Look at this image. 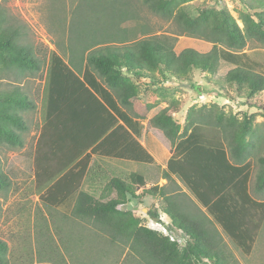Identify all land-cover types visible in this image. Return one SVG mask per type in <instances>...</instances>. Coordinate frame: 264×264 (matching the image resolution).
Listing matches in <instances>:
<instances>
[{"label":"trees","instance_id":"16d2710c","mask_svg":"<svg viewBox=\"0 0 264 264\" xmlns=\"http://www.w3.org/2000/svg\"><path fill=\"white\" fill-rule=\"evenodd\" d=\"M141 1L153 13L172 19L181 35L212 43V50L206 54L191 48L177 52L171 39L154 36L121 42L122 47L96 43L97 47L86 53H72L70 63L56 51H49L42 125L32 155L35 193L46 207L72 212L78 220L108 233L114 243L127 236L130 243L122 264H238L223 235L242 254L250 255L264 226V201L254 199L249 188L253 148L249 136L254 134L247 115L239 120L217 105L192 108L182 127L168 108L161 109L150 124L175 146L166 170L161 173L155 168L146 179L136 181L135 189L121 179H112L117 198L108 202L78 196L85 170L78 158L105 138L119 120L140 134L139 127H134L117 104L129 107L140 95L141 88L130 76L155 83L161 72L179 82H190L193 72L214 76L225 63L233 67L224 76L227 84L244 91L246 97L264 92V62L244 51L249 40L264 46V0H240L260 13L256 18L246 14L242 29L225 7L203 11L194 19L177 0ZM24 36V30L14 27L0 8V81H10L2 77L12 75L18 83L22 74L40 72L41 60L23 42ZM11 86L0 90V145L23 148V133L28 128L21 114L34 110L36 103L19 85ZM107 148V141H103L94 151L110 155ZM151 159L148 156L149 162ZM258 161L255 189L263 193L264 155ZM172 176L184 184L221 232L208 227L206 216L189 212L157 185L161 178ZM148 179L155 185L147 193L161 196L160 208L172 222L169 229L183 233L185 246L133 222L131 204ZM8 185L0 174V189ZM148 215L158 217L156 212ZM0 264H9L8 247L1 239Z\"/></svg>","mask_w":264,"mask_h":264},{"label":"rangeland","instance_id":"374dc122","mask_svg":"<svg viewBox=\"0 0 264 264\" xmlns=\"http://www.w3.org/2000/svg\"><path fill=\"white\" fill-rule=\"evenodd\" d=\"M177 1L194 19L203 11H220L225 7L241 29L246 14L253 18L260 14L259 11L250 10L240 0ZM0 8L14 27L24 30L26 36L23 42L29 44L41 60L40 72L24 73L18 83H14L12 75L2 77L10 81H0L1 91L17 84L36 103L34 110L21 114L28 128L23 133L24 147L0 145V174L7 178L9 184L4 190L0 189V239L7 244L9 264H122L126 261L123 259L130 243L127 236L114 243L108 233L101 229L61 209L46 207L35 193L32 155L42 125V91L49 51H56L70 62L72 53H86L87 49L97 47L96 43L107 42L122 47L121 42L124 41L158 36L171 39L177 52L191 48L202 54L210 52L213 44L181 35L172 19L153 13L141 0H0ZM244 51L255 60L264 62V46L260 43L249 40ZM232 68L222 63L214 76L196 71L191 74L190 82H179L160 72L158 78L162 77L163 85L157 87L151 84L146 90L143 88L145 95L141 96V102L135 105V109L148 117V107L159 109L164 106L163 103H167L173 109L180 110L181 114L176 119L181 123L186 111L188 113L192 108L203 106L217 105L225 113L236 115L239 120L247 115L251 134H254L253 138L249 136L253 143L249 157L252 163L249 188L254 199L264 201V192L257 193L255 189L258 158L264 155V92L246 97L244 91L227 84L224 76ZM208 93L217 95L213 103H195L200 95ZM156 133L169 150L171 145L160 133ZM161 183L166 185L165 182ZM130 186L135 189L134 178ZM166 187L186 210L206 216L210 221L207 222L208 227L221 231L183 185L173 180ZM82 195L88 196L86 193ZM113 198H116V191L109 184L97 201L108 202ZM156 203H159L157 198L138 189L137 200L131 204L135 210L133 222L152 228L154 221L147 215L149 209L146 206L154 211ZM177 233L185 240L184 235ZM223 239L238 264H264V226L250 255L242 254L224 235Z\"/></svg>","mask_w":264,"mask_h":264},{"label":"crops","instance_id":"0c3cea01","mask_svg":"<svg viewBox=\"0 0 264 264\" xmlns=\"http://www.w3.org/2000/svg\"><path fill=\"white\" fill-rule=\"evenodd\" d=\"M67 63H70V62H67ZM81 70H83V68H81ZM159 76L160 74L157 73V77ZM130 78L136 83V85H139L140 88L142 84L140 95L137 96L135 99L131 100V106L129 107L123 106L119 102H117V104L121 112L131 120L132 124H134V127L136 128L139 127L140 134L138 136L137 134H135V132H133L131 128H127L124 125V123L121 120H119L118 124L114 128H112L109 132H107L106 134L107 136L104 134L106 136L105 138L99 140V142H97L92 148H90L87 152H85V154L79 157L77 160V163L84 162L83 165L85 167V170L83 173V179L81 181V187H80L78 196L93 199L94 201H97L103 189L107 185L110 184V181L112 179H116V178L121 179L122 181L126 182L129 185L131 184V179L134 178V181L137 186L136 181L139 182L141 181L142 178L146 179V177H148L147 175L148 174L150 175V172L154 171L155 168L159 169L161 173L164 172L166 170L168 160L174 154L175 146L171 145V143L165 138L162 132L150 124V121L155 115H157V113L161 109H165V108H168L170 110L169 111L170 115L177 121L176 118L181 114L180 110L173 109L171 105L167 103H163L164 106H162L159 109L154 106L148 107V109H150L149 115H147L148 117H144L143 115L145 114H142L139 111H136L135 109V105L141 102L139 101L141 96L145 95L143 94V88L144 90H146V87H149L151 84H153L154 86L157 85V87L162 86L163 85L162 77H160L159 81L155 83H152L149 79H136L133 76H130ZM81 103L82 101H80L79 104ZM186 118H187V111L185 113L183 122L182 123L179 121L177 122L183 127L185 125ZM117 126H120L122 128H117ZM156 132L160 133L162 137L164 138V140L167 141V143L171 145L169 150H167L164 143L158 139L157 137L158 134ZM91 133H94V132L92 131ZM94 136H97V134L94 133ZM103 141H107V144H108L107 150L111 153L110 155H105V154H102L101 152L94 151V149H96V147L99 144H101ZM166 154H168L167 157H166ZM148 156L152 158L150 162L148 160ZM32 167H33V158H32ZM71 168L72 167H70V169ZM33 180L35 182L34 173H33ZM173 180H176L180 186L182 185L184 186V184L179 179H177L175 176H172L171 179L169 180L161 178L157 185L160 188H162L166 192V194L172 196L174 194L168 192L166 186L168 183H170ZM146 181H147L146 186L143 188H139V190L143 189V191L144 190L148 191L151 187L155 185V182L150 179ZM161 182H165L166 185H162ZM82 193H86L88 196H84L82 195ZM136 195H137V191H136ZM148 195L153 196L150 194ZM39 197L40 196L37 195L38 200H39ZM153 197L159 200V203L155 204L156 210L151 211L148 206L146 207L149 209V211L156 212L157 215L159 212L163 213L162 209L160 208L161 196L156 195ZM116 198H117V193H116ZM97 202H100V201H97ZM59 209L63 210L67 214H70V215L72 214V212H69L62 208H59ZM134 212L135 210H133V215H134ZM163 215H164L165 222L170 227L172 225L170 218L165 213H163ZM157 219L158 217L152 218L154 222H156ZM136 225H138L139 227L141 226L140 224H137V223ZM143 227H146V226H143ZM153 228L154 227H152L151 229ZM175 232H180L181 235L183 234L180 230H177Z\"/></svg>","mask_w":264,"mask_h":264},{"label":"built area","instance_id":"2783aa9c","mask_svg":"<svg viewBox=\"0 0 264 264\" xmlns=\"http://www.w3.org/2000/svg\"><path fill=\"white\" fill-rule=\"evenodd\" d=\"M217 95H214L213 93H208L207 95L202 94L199 96V99L196 102L203 104H211L213 101L216 99ZM153 229L158 230L161 232L164 236L169 237L172 242L179 243V245L184 246L186 241L184 238L180 237L177 232H171L169 229V225L164 220V215L163 213L159 212L158 213V219L156 222L153 224Z\"/></svg>","mask_w":264,"mask_h":264}]
</instances>
